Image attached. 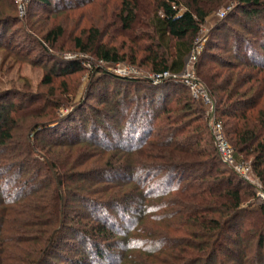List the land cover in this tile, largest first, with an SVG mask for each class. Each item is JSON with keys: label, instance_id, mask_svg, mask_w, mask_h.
I'll return each instance as SVG.
<instances>
[{"label": "trees", "instance_id": "trees-1", "mask_svg": "<svg viewBox=\"0 0 264 264\" xmlns=\"http://www.w3.org/2000/svg\"><path fill=\"white\" fill-rule=\"evenodd\" d=\"M221 2L217 0L216 7L206 8L204 0H153L148 26L160 42H174V53L171 59L157 53L147 56L150 70L157 75L180 73L206 16ZM85 3L30 0L32 7L46 9L47 15L70 13ZM239 4L237 13L254 25L246 32L251 45L245 37H235L238 52L243 54H236L234 59L241 62V67L229 61L218 64L217 69L207 67L214 58L204 61L202 56L196 73L234 157L250 159L252 172L264 191V26L255 19L264 17V1L239 0ZM137 12L136 0H121L118 20L122 29L132 28ZM20 22L15 0H0V40L8 26ZM28 24L31 30L36 21ZM62 33L60 26L49 28L42 40L53 47ZM81 35L86 36L85 43L81 37L74 41L82 52L90 50L105 64L123 61L101 41L98 31L82 29ZM80 68L75 60L53 61L43 81L49 84L53 76H67ZM146 83L150 90L143 104L145 111H133L127 119L121 113L120 118L126 119L122 131L109 133L96 126L89 129L87 137H83L80 125H72V119L44 137V131L36 128L17 136L12 131L15 123L11 114L21 107L11 101L3 104L0 99V264H212L226 248L224 242L238 234L235 223L246 216L241 205L255 197L252 187L219 161L207 121L189 96L180 95L168 107L164 93L158 96L161 87ZM175 89L169 92L176 94L179 88ZM30 100L33 103L37 99ZM57 122L51 119L45 124ZM40 136L42 144L37 145L35 140ZM78 145H88L109 157L93 171L76 173V167L59 159L48 160L44 154L42 170L52 175H46L45 182L53 178L54 183L46 206L39 199L49 183L40 181L41 170L25 177L28 163L35 162L31 156H36V150ZM69 172L81 183L75 187L79 192L94 196L79 194L76 201L83 205L84 212L72 217L64 199L77 192L69 185ZM124 184L133 189L123 192L120 188ZM111 190L109 199L101 197ZM258 215L264 221V207L259 208ZM66 241L77 243L73 257L60 256L58 250ZM256 244L264 246V231L258 234ZM119 250L122 255L117 258ZM135 252L140 254L135 256ZM259 263L264 264V254Z\"/></svg>", "mask_w": 264, "mask_h": 264}, {"label": "rangeland", "instance_id": "rangeland-1", "mask_svg": "<svg viewBox=\"0 0 264 264\" xmlns=\"http://www.w3.org/2000/svg\"><path fill=\"white\" fill-rule=\"evenodd\" d=\"M81 1L86 3L80 9L58 15H47L44 12L47 11L46 9L32 7L30 0H26V2L23 0L25 8L22 15H19L18 5L15 4L16 15L21 22L8 26L3 31L5 34L3 40H0V99H3V104L11 101L21 107L11 114L15 123L12 131L17 136H22V134L25 135V131L36 128V131H44V137L50 135L49 132L64 128L67 126L65 120L70 121L71 119L73 126L80 125L84 129L85 136L83 137H87L89 129L96 126L99 131H109V133L110 131H122L126 127V119L131 116L133 111L142 113L147 109V107L143 108L147 102L145 96L149 94L150 90L146 82H151L153 85L161 87L158 96L164 93L163 96L166 98L165 102L168 107L173 106L180 95L189 96L195 103V109L202 112V118L207 121L206 125L210 132L211 126L207 114L213 103H211L212 101L205 103L201 99L195 98L193 96L195 88L191 87L190 80L193 76L192 78L196 79L199 86L204 88L196 73L198 62L202 56L205 57L204 61L208 57L214 58L213 61L207 63V67H215L228 61L235 64L240 63L237 65L241 67V62L234 59L236 54L241 56L243 54L238 52V41L235 37H245L244 39L251 45L252 40L249 39L251 36L250 34L246 36V32L251 31L254 25L248 17L237 13L240 7L239 0H222L217 9L208 13L200 32L192 42L190 53L184 59L182 71L178 74L168 72L167 76L161 79L158 84L153 82L157 74L150 70L151 66L146 58L157 53L159 56L171 59L174 53V42L171 40L160 42L152 29L149 28L148 23L151 17L149 12L153 6V0H136L138 5L136 23L128 31L122 29L118 20L121 0H80L78 2L71 0V5ZM216 1L204 0V6L206 8L216 7ZM38 19H41L40 25H38ZM255 19L264 26V17L257 16ZM35 21L36 26L30 30L28 23ZM58 26L62 28L63 33L54 42L53 47H50L47 42L42 40V37L46 30ZM35 28L38 29L35 30ZM82 29L98 31L101 41L115 50L123 61L118 64H105L97 61L90 50L82 52L76 48L75 38L81 37L85 43L86 36L81 35ZM84 43L83 45H85ZM255 47L257 46L255 45ZM60 60L64 62L75 60L81 68L67 76L55 75L49 84H45L43 80L48 75L49 67L53 61ZM166 86L169 87L165 89ZM177 87L179 90L176 94L169 92L173 89L175 91ZM30 99L37 100L31 103ZM121 113L126 115V119L123 116L120 118ZM162 115L160 114L158 117ZM213 115L215 120V113ZM51 119H57V124H45ZM222 134L224 136L223 128ZM26 135L29 136V133ZM41 138L40 136L39 140H35L37 145L40 142L42 144ZM31 142L34 144L33 139ZM35 154L36 156H31L35 162L28 163L27 169L29 170L25 177L41 170L40 178L42 179L40 181L49 183L48 190L41 192L44 195L39 199L46 206L47 199L51 197L54 183L53 178H48L49 181L45 182V176L48 173L42 170L44 154L48 160L59 159L60 163L64 164L65 162L76 167V173L93 171L104 165L109 157V154H101L88 145H78L73 148H52L47 152L46 150H36ZM249 160L243 161L249 163ZM232 172L234 173V171ZM68 174L72 179L71 184L69 183L70 187L74 188L73 191H77L75 194L72 192L73 194L69 197L65 195L64 198L67 203L65 208L68 210V216L72 217L84 212L83 205L76 201L80 197L79 194L89 198L94 196L89 192H79L77 188L81 183L77 179L73 180L71 178L73 175L71 176L70 172ZM236 176L238 175L236 174ZM238 177L241 179L240 176ZM250 177H255L253 172ZM247 184L251 186V184ZM87 185L90 186V183ZM260 186L263 190L261 183ZM101 188L102 186L98 187L99 190ZM120 189L123 192L131 191L133 186L124 184ZM252 189L255 191L253 187ZM110 196H112V190L101 197L109 199ZM261 206L264 207V200H258L256 197L241 205L240 209L246 211V216L235 223V231L238 234L233 236L230 241L224 242L226 248L216 256L212 264H261L259 261L264 254V246L259 248L256 244L258 234L264 231L263 218L258 215ZM149 225L148 222L147 226ZM76 248V242L68 244L66 241L58 251L61 253V257L70 258L76 255ZM138 254L140 252H135L133 255L137 256ZM116 255L117 258L120 257L122 251L119 250ZM63 258L61 259L63 260ZM56 260L58 263L64 262ZM128 264L130 263L128 262Z\"/></svg>", "mask_w": 264, "mask_h": 264}, {"label": "built area", "instance_id": "built-area-1", "mask_svg": "<svg viewBox=\"0 0 264 264\" xmlns=\"http://www.w3.org/2000/svg\"><path fill=\"white\" fill-rule=\"evenodd\" d=\"M15 4L18 5V8H17L18 12L20 11L18 14L22 15L24 8H25V5L23 4V0H17ZM167 74L168 73L156 75V79L153 80L154 84H158L159 82H161L160 80L165 78ZM192 77H191V80L190 79H186V80H190L192 82L191 87L195 88L193 96L195 98L201 99L205 103H210L211 100L206 90L203 87L199 86V83L196 81V79H193ZM213 114H214V107L212 105L210 112H208L207 114V119L209 120V124L211 126L210 127L211 137L213 139V144H214L219 161L224 166L229 167L232 171H234V173L240 176L241 179H243V181L251 184V186L255 189L254 192H255L256 199L264 200V191L262 190L258 179L256 177L254 178L250 177L252 173L250 162L248 163L246 161L239 160L234 157V150L232 146L229 144V142L223 136L222 126L219 122H216L214 120Z\"/></svg>", "mask_w": 264, "mask_h": 264}]
</instances>
